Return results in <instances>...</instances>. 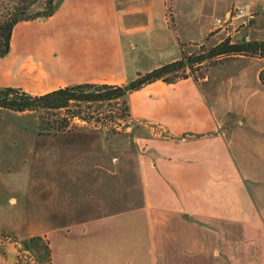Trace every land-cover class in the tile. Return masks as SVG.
Returning <instances> with one entry per match:
<instances>
[{"label":"crops","instance_id":"0c3cea01","mask_svg":"<svg viewBox=\"0 0 264 264\" xmlns=\"http://www.w3.org/2000/svg\"><path fill=\"white\" fill-rule=\"evenodd\" d=\"M167 3L63 0L52 17L15 27L0 88L123 86L194 45L264 41L255 38L264 0H171L170 12ZM238 7L254 20L217 26ZM263 69L262 59L235 58L203 78L131 92L135 149L109 146L105 132L39 135L93 142L75 151L62 201L21 239L47 237L52 264H264ZM15 244L0 248V264L7 253L16 264Z\"/></svg>","mask_w":264,"mask_h":264},{"label":"rangeland","instance_id":"374dc122","mask_svg":"<svg viewBox=\"0 0 264 264\" xmlns=\"http://www.w3.org/2000/svg\"><path fill=\"white\" fill-rule=\"evenodd\" d=\"M170 2L171 0H168L167 3L169 12ZM5 3L9 7L16 5L2 0L0 8ZM44 6L42 0L32 7L31 12L42 11ZM260 22L261 32L255 38L264 40V14ZM214 47L216 45L206 43L194 45L195 53L192 56H202L204 52ZM233 60L235 58L224 56L207 61L201 66H196L192 75L197 79L203 78L213 67ZM38 116L34 113H15L0 109V248L4 250L7 243H17L15 244L17 261L30 262V264L39 263L33 255L25 251L22 245L25 239H21L17 232L28 229L29 225L37 221V218H41L45 211L50 212L62 201L65 196V186L68 187L66 183L72 181V167L78 160L75 151L89 148L93 142L86 137L74 135L57 138L40 137ZM45 117L47 118V115ZM76 123L83 128L73 130L72 133L105 132L111 135L109 146L136 148L133 137L125 133L126 128H119L120 132L115 134L100 124L96 126L79 120ZM18 245L21 247L19 248ZM13 260L14 255L7 253V261L12 264Z\"/></svg>","mask_w":264,"mask_h":264},{"label":"trees","instance_id":"16d2710c","mask_svg":"<svg viewBox=\"0 0 264 264\" xmlns=\"http://www.w3.org/2000/svg\"><path fill=\"white\" fill-rule=\"evenodd\" d=\"M7 1L16 5L9 7L5 3L0 8V58L7 57L11 52L13 31L19 23L52 17L63 0H43L44 10L36 13H32L31 9L42 0ZM224 56L264 60V41L233 43L227 38L221 44L204 52V55L196 57L183 51L180 60L163 65L147 74H139L136 80L123 86L86 83L44 95H32L15 88L0 89V109L39 115L40 136L58 135L82 129L83 126L78 125L77 120L96 126L100 124L110 132L118 134L120 132L118 128H127L131 119L127 100L131 92L157 81L171 84L188 78L194 74L196 66ZM260 80L264 84V69L260 73ZM104 106H106L105 110ZM54 116L55 118L52 119ZM22 245L25 251L35 257L37 263H53V251L47 237H31L25 239ZM16 264H30V262L23 263L18 260Z\"/></svg>","mask_w":264,"mask_h":264},{"label":"built area","instance_id":"2783aa9c","mask_svg":"<svg viewBox=\"0 0 264 264\" xmlns=\"http://www.w3.org/2000/svg\"><path fill=\"white\" fill-rule=\"evenodd\" d=\"M237 17H247L249 22H252L255 18L254 13H250L245 7H238L234 11H231L229 17L227 19H217L216 23L218 27H226L229 25L235 18ZM246 42H249V37L245 38ZM119 129V128H118Z\"/></svg>","mask_w":264,"mask_h":264}]
</instances>
